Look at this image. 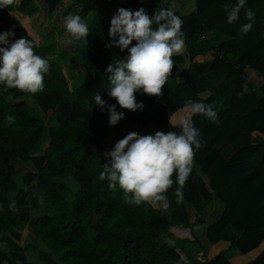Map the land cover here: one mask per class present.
Wrapping results in <instances>:
<instances>
[{
	"label": "trees",
	"instance_id": "1",
	"mask_svg": "<svg viewBox=\"0 0 264 264\" xmlns=\"http://www.w3.org/2000/svg\"><path fill=\"white\" fill-rule=\"evenodd\" d=\"M57 1L19 0L0 9V31L13 30L14 41L31 40L35 53L43 58L50 52L61 57L47 59L45 88L30 94L47 122L35 115L27 93L0 88V233L9 246L0 252V264H30L23 254L29 229L45 243L44 249H37L40 264H230L224 252L211 260L187 262L172 245L158 246L157 235L172 223L168 214L150 203L127 202L121 189L110 190L108 181L99 179L107 152L121 139L107 122V110L101 111L93 100L99 93L108 104L116 103L107 95L105 69L128 51L105 45L112 39L110 19L120 7L144 8L149 15L157 8L171 9L184 22L185 40L184 51L173 57L162 95L136 93L143 103L137 111L117 105L124 112L123 120L139 127L140 135L179 132L175 125L189 115L188 101L210 104L219 123L201 115L192 117L203 143L195 151L192 173L183 186L184 200L196 213L214 196L224 204L220 218L207 228L210 243L229 240L250 250L264 244V0H247L245 7L255 12L256 21L244 36L239 31L247 22L244 9L237 22L226 20V8L236 0H194L195 10L189 14L173 10L168 0H68L82 21H88L87 44L73 42L68 34L60 47L41 46L40 27L32 21L39 14L51 17L61 0L53 8L50 4ZM108 7L112 10L106 18ZM66 47L67 52L60 50ZM62 63L81 75L69 74ZM205 92L208 95L201 96ZM180 111L185 112L174 121ZM9 115L15 118L11 125L5 122ZM41 143H45L42 150ZM17 159L34 166V171L19 178L21 187L13 164ZM200 174L207 177L208 187ZM66 177L77 184L75 192ZM28 205L38 212L36 216L18 211ZM260 262L255 258L248 264Z\"/></svg>",
	"mask_w": 264,
	"mask_h": 264
},
{
	"label": "clouds",
	"instance_id": "2",
	"mask_svg": "<svg viewBox=\"0 0 264 264\" xmlns=\"http://www.w3.org/2000/svg\"><path fill=\"white\" fill-rule=\"evenodd\" d=\"M18 3L19 0H0V9ZM246 4L247 0H236L234 5L226 8L229 24L237 22L244 9L247 22L240 26L242 36L247 35L256 21L255 12L246 8ZM183 23L182 18L169 8H157L149 15L144 8L133 11L120 7L113 14L108 29L112 39L105 47L127 49L128 54L105 69L109 82L107 95L116 103L108 104L99 93L93 98L101 111L107 110L110 126L124 118V112L118 111L117 105L130 111L143 108L136 93L162 95V87L168 82L174 65L173 57L185 49ZM64 27L73 42L87 44L86 37L91 29L80 16L67 17ZM14 36L11 29L0 31V88L33 95L43 92L44 78L50 70L49 61L35 53L31 40L21 37L12 42L9 38ZM244 87L246 90V85ZM188 104L189 115L175 125L179 132L156 131L147 135L129 132L118 140L107 152L99 179H106L110 190L121 189L127 202L137 206L158 204L163 211L170 207L165 193L175 182L176 202H183V186L192 173L195 151L203 143L201 131L195 127L192 117L201 115L209 122L219 123L218 113L210 104L194 101H188ZM14 119L9 115L5 122L11 125Z\"/></svg>",
	"mask_w": 264,
	"mask_h": 264
},
{
	"label": "crops",
	"instance_id": "3",
	"mask_svg": "<svg viewBox=\"0 0 264 264\" xmlns=\"http://www.w3.org/2000/svg\"><path fill=\"white\" fill-rule=\"evenodd\" d=\"M61 1H64L66 3V1L68 0H61ZM169 5L173 10H178L183 14H189L191 11L195 10L194 0H189V5L186 6L185 3L181 1H179L177 6H174L170 3ZM68 9L70 11L68 10L69 13L66 12L68 14L63 17L64 19L69 16L79 15V12H77V10H75V8L72 7L71 5H69ZM111 10L112 7H108L107 9H105V11L103 10L104 15H106V18L109 17ZM88 19L90 20V17ZM85 21L88 23L87 19ZM206 36L208 37L209 40H214L213 34L207 33ZM218 38L219 40H221V37L218 36ZM217 42L218 40H214V42L212 43L217 44ZM200 46L201 44L199 43L197 45V48L199 49ZM60 50H62V52L67 51L63 49ZM52 55L56 56L55 54ZM207 95L208 93L205 92L201 96L206 97ZM215 108L217 110L220 109L219 105H216ZM137 129H138L137 131H140L139 128ZM44 147H45V143H41L40 145L41 150ZM35 153L36 155L42 154L39 151H36ZM30 163L32 162L28 161L25 163H20L25 166L24 172L32 171V170L34 171V166L33 164ZM13 164L17 169V175H19L18 166L15 165V162H13ZM20 174L21 176H23V172ZM21 176L19 175V178H21ZM200 177L204 180L205 185L208 187L209 184L207 177L203 174H200ZM18 186L19 187L22 186V182L20 180L18 182ZM176 188L177 186L173 183L172 187L169 188L168 191L165 193V195L168 198L170 207L167 211L164 212L168 214V216L172 220V223L168 228H166V230L161 231L157 235L156 243L158 246H161L165 243L172 245L180 253L182 258L187 262L193 260L195 261L211 260L220 252H224L225 257L227 258L230 264H248L255 258L261 259L263 261L260 262L259 264H264V244H261L257 248L250 250L249 247H247L246 245L244 246L232 245L229 240H219L215 243L209 242L207 236V228L209 225L215 223L220 218L224 210V204L218 198L214 196L211 199V201L202 209L200 213H196V211L192 208V206L189 203H187L184 199L183 202L181 203L176 202L177 199ZM151 205L156 209H161L158 204L157 205L151 204ZM18 211L29 213L34 216L38 214V212L32 211L30 205H28L27 207H18ZM197 217L201 218L202 221L198 222ZM2 237H3V233H0V252H6L8 251L9 246L7 245L5 240L3 241ZM25 244L26 247L23 250V254L25 255L27 261L30 264H40L41 261L38 256L39 253L37 249L45 248V243L41 240L40 236L36 235L32 229H29L28 234L26 236ZM4 264H8V263L5 262Z\"/></svg>",
	"mask_w": 264,
	"mask_h": 264
},
{
	"label": "rangeland",
	"instance_id": "4",
	"mask_svg": "<svg viewBox=\"0 0 264 264\" xmlns=\"http://www.w3.org/2000/svg\"><path fill=\"white\" fill-rule=\"evenodd\" d=\"M59 1V0H58ZM52 3L50 4L51 5V8H53L57 3ZM179 1L181 2H184L185 3V6L186 5H189V0H169V3L174 5V6H177ZM70 1H66V3L64 1H60L56 6H58V9L53 12L51 15V17L47 18L45 16V14H39L37 16H35L34 20L32 21V25H37V27H40V31H38V34H37V38H38V43L39 45L41 46H45L47 44H51V43H56L55 45H59L60 47V44L63 40V38H65L66 35H68L64 25H65V21L62 22V24H59V22H61V20H63L64 16H66L69 12H68V8H69V5H70ZM68 4V6H67ZM71 9V8H70ZM66 10V11H65ZM70 11V10H69ZM68 12V13H66ZM60 19L58 21V25L60 26H56V19ZM11 41H12V38L10 37L9 38ZM14 42V40H13ZM58 47L55 48V51H59V49H57ZM67 48V47H66ZM69 47L67 48V51H68ZM65 51V52H67ZM53 53H48L45 55V58L48 59V60H59V55H52ZM51 55V56H50ZM62 62V61H61ZM64 66V69L67 68V71L69 74H72V75H81L80 74V71L76 68H73L69 63L66 64V65H70V67L68 68L65 63H62ZM26 100L29 102V104L31 105V107L33 108L34 112H35V115L40 117L44 122H47V116L46 114L43 112V110L39 107V105L36 103V101L33 99V97L28 94L26 96ZM33 112V111H32ZM185 111H180L179 113H177L174 117H173V120L174 121H177L180 119L182 113L184 114ZM117 132L120 134L121 136V139L127 135L129 132H136L139 128L137 127L136 125L134 124H131V123H128L127 121L121 119L117 125L113 126ZM139 130H141L139 128ZM107 139V138H106ZM104 140L103 143L106 145L107 143V140ZM13 162H15V165L18 166V169H19V175L21 176L20 173L23 172V174L25 173L24 170H25V166L23 164H20V163H25L23 161H20V160H14ZM32 164V163H30ZM19 175H17L16 179H17V183L19 182L18 178H19ZM66 182L67 184L70 186L71 190L72 191H76L77 189V184L75 183V181L71 178V177H66ZM74 191V192H75Z\"/></svg>",
	"mask_w": 264,
	"mask_h": 264
}]
</instances>
